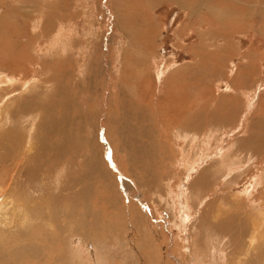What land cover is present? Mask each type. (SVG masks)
<instances>
[{"label": "rangeland", "instance_id": "obj_1", "mask_svg": "<svg viewBox=\"0 0 264 264\" xmlns=\"http://www.w3.org/2000/svg\"><path fill=\"white\" fill-rule=\"evenodd\" d=\"M263 2L0 0V79H18L8 99L0 89V105L8 104L13 120L22 115V135L34 124L42 143L48 119L30 121L42 108L51 107V120L66 117V130L78 135L57 165L37 161L46 197L68 195V185L86 194L69 260L233 264L243 247L231 245V236L264 229ZM87 141L99 149L89 152ZM130 145H141L143 155ZM92 160L100 176L87 168Z\"/></svg>", "mask_w": 264, "mask_h": 264}, {"label": "bare ground", "instance_id": "obj_2", "mask_svg": "<svg viewBox=\"0 0 264 264\" xmlns=\"http://www.w3.org/2000/svg\"><path fill=\"white\" fill-rule=\"evenodd\" d=\"M176 3H177V1H176ZM183 4H184V2H183ZM196 5H195V8H196ZM200 7H201V5H200ZM197 12H198V10H197ZM215 13H216V11H215ZM215 13L212 12V14H215ZM218 14H220V13H218V11H217V15ZM219 34H220V32H219ZM16 63H19V59H15L14 60V64H16ZM1 71H3V70H1ZM8 75H10V74H8ZM5 76H7V75H5ZM17 80L18 79L15 78V77H13V76H11V77L8 76L7 78L5 77L3 79H0V89L3 90V95H2V97H4L3 99H8L6 97L8 96V94H11V93H8V89L7 88H9L13 84L17 83L16 82ZM22 87L26 88V85L25 86L23 85ZM188 89H189V87H188ZM11 90L13 91V89H11ZM18 95H20V94H18ZM136 100L137 99H135V101ZM19 101H21V100H19ZM54 101H55V99H54ZM174 101H176V100H174ZM4 102H5V100H4ZM15 102H17V100ZM121 102L122 101H120V103ZM179 102H180V100H179ZM28 104H29V102H28ZM49 104L51 106L53 103L52 102H49ZM121 104H123V102ZM125 104L128 105L126 102H125ZM125 104H123V105H125ZM173 104H171V105L173 106ZM177 104L179 105V103H177ZM7 105L8 104H6V102L5 103H1V105H0V118L1 119L3 118L2 120L0 119V264H75L73 259H72L73 261L72 260H69L70 252H72L73 255H75V252H76V248L72 244H75L76 246H78L77 245L78 243H72V241L73 242L75 241V236L77 238V235H78L77 234V231L75 230L76 229V225L73 226V221L75 219V216L78 215V211H77L78 210V207L84 203L83 200L84 201L86 200V196H85L86 194H84V189H82L81 192H74L75 191V188H72L73 186L68 185V190H69L68 193H67L68 195H63L61 193L62 196H56V194H55L53 196V198L50 195H48L46 197V195H44L45 193H43L45 191V187H46V186L44 187V183H45V182H43L44 179L41 180L42 181L41 183L39 182L40 181V178H41V171H42V174H43V170H41L42 169L41 168L42 165H40L38 163L39 162L38 160H40V162H42L41 161V157L44 159V161L42 162L43 166H46V164L49 165V164H53V163L56 164L57 162H60L63 158H66L67 155H70V152H68L69 151L68 149H70V148L68 147L67 150H64V147L65 146L67 147V144H70L71 142L74 143L73 141H75V142L78 143V141H76V136H78V135H77L76 132H73L72 133V132H70V130L69 131L66 130L65 125H66V123H68V122H66V119L67 118L66 117L63 118V116L61 114H60L61 115L60 117H58V115H57V117L55 116L56 118L54 120H51V117H52V114H53V113H51L52 112L51 111V107H48L49 110L46 109V108L44 110L42 108V110H41L42 111L41 112L42 113V117H41V114L39 112V114H36L35 113L36 114L35 115V118H31L32 120H30L33 123L34 121L39 120L40 118L41 119L42 118H47L48 119V120H44V121L42 120V122H41V126L46 125V127L44 128L45 131L43 132V134L41 133L42 134L41 137L46 140V141H44V143H42V141L40 140V138H39V140H37L38 138L36 139L35 129H33L34 124H32V123H31L32 125H30V127L28 128V131H26V133H24V135H22V132L25 131V130L22 129V130H20L22 132H20L19 129H18L19 122H20V118L19 117H22V115L19 116L18 113L21 112V108L19 107L17 109L18 113L16 115H18V117L15 120H13L11 118V116H9L10 109H8V106ZM119 106H120V104H119ZM126 107L127 106H125L124 109ZM10 108H11V106H10ZM23 108H24V106H23ZM127 108H129V107H127ZM30 109L33 110L34 108L32 109V106H31ZM30 109H27L26 110V113ZM140 109H142V108H140ZM138 111L137 112L135 111V114L138 113ZM176 111H177V108H176ZM128 113H130V112H128ZM20 114H22V113H20ZM146 115H148V114H146ZM112 116H113V114H112ZM122 117H124V116H121V118ZM125 117H127V116H125ZM131 117H133V116H131ZM198 117H199V115H198ZM53 118H54V116H53ZM141 118H143V117L141 116ZM124 119H126V118H124ZM49 121H50V124H49ZM184 121L186 122L187 120H184ZM121 122L122 121H120V123ZM11 123H12V126L15 125L16 129H13V128L11 129V127H12V126L10 127ZM190 123H192V122H190ZM201 125H202V123H201ZM118 126H119V124H118ZM127 126L129 128V125H127ZM202 126H204V125H202ZM130 127H131V125H130ZM183 127H186V125L183 126ZM192 127L190 128V130L192 129ZM199 127H198V129H199ZM124 128L125 127L123 126L122 131L120 132V135L125 136V134L122 133L123 131H125ZM37 130H38V128H37ZM211 130H212V128H211ZM130 131H132V130H130ZM143 131H146V130H143ZM179 131H181V130L179 129ZM96 132H97V128H96ZM151 132H152V130H151ZM173 132H174V130H173ZM201 132H203V131H201ZM129 134H130V132H129ZM194 134H195V132H194ZM148 135H150V134H148ZM133 136H135V135H131L132 138H133ZM181 136H183V135H181ZM194 137L195 136H193L192 138H194ZM79 138L82 140L83 137L82 136L81 137L79 136ZM126 139H128V138H126ZM121 142H123V141H121ZM127 142H126V144L128 145L129 142L128 143ZM82 143H83V141H82ZM86 144L88 146V150L90 148L93 149L94 147H97L98 148V146L96 145L95 142L94 143H91V141H87ZM145 144H146V142H145ZM122 145H123V143H122ZM125 145H123V146H125ZM141 145H142V143H141ZM141 145H139V146L142 147L143 145L142 146ZM150 145L151 144H149L148 147ZM139 146L138 145L137 146L136 145H130L129 148H128V146H126V147L128 148V151H133L134 150L138 155H143L142 152H141V148ZM144 147H145V145H144ZM144 149H146V148H144ZM144 149H143V152H144ZM61 150H62V152H61ZM105 150H107V149H105ZM114 150L116 151L115 147H114ZM225 150H228V149H225ZM89 152H90V150H89ZM96 152H99V151L96 150ZM228 152L230 154L232 151L230 152L228 150ZM90 154H92V153H90ZM145 154H146V152H145ZM226 154H227V152H226ZM138 155H136V156H138ZM106 156H107V154H106ZM128 156L130 157L131 155H128ZM113 157H115V156H113ZM131 157L134 159L133 156H131ZM221 157H224V155L221 156ZM111 158H112V156H111ZM136 158H135V160H136ZM143 158H144V156H143ZM143 158L141 157V159H139V160L143 161ZM218 158L220 159V156ZM96 159H98V158H96ZM133 159L132 160L129 159V161H133ZM146 159H147V157H146ZM207 159H208V157H207ZM213 159H214V157H213ZM224 159L227 160L226 157ZM113 160H116V158L113 159ZM12 161H19L18 162V165H20V166H19L18 169H16V170H15V168H13L14 170L12 169V166H13L12 165ZM104 161H106V160H104ZM141 161H139V162H141ZM70 162H72V161H70ZM112 162H114V161H112ZM136 162H137V160H136ZM89 163H90L89 164L90 167L87 166V168H91L92 172H95V174L96 173L99 174V176H100V174H103L104 173V172L103 173L101 172V169H100L101 166H99L98 160H92V162H89ZM141 163L140 164L142 166L149 165V163L148 164H144V161L141 162ZM216 163H218V162L216 161ZM219 163L222 164V162H219ZM223 164H225V162H223ZM87 165H88V163H87ZM9 166H11V168ZM14 166H15V163H14ZM215 166H217V165H215ZM218 166H220V165H218ZM224 166H226V165H223V167ZM109 167H110V165H109ZM219 168H221V167H219ZM9 169H11V170H9ZM43 169H45V167H43ZM226 169H224V170H226ZM103 170H104V168H103ZM238 171H240V170L238 169ZM234 172H237V171H234ZM62 174H64V173H62ZM227 174L229 175V172ZM224 175H226V171H225ZM70 176L73 177L72 174H70L68 177H70ZM108 177H109V175H108ZM257 178H259V177H257ZM56 179H59V178H56ZM70 179H73V178H70ZM67 181H69L68 184H70L72 180H69L68 179ZM149 183L151 184L152 181H150ZM138 184H139V182H138ZM143 184H144V182H143ZM74 185H75V183H74ZM55 187H56V190L58 191L57 188H59V186L58 187L55 186ZM71 188H72V190L74 189V191H71L70 190ZM62 190H63V188H62ZM62 190H60V191H62ZM32 192H33V195H32ZM61 194H59V195H61ZM81 201H82V204H81ZM96 214H97V212H96ZM46 219L48 220V222H43V221H46ZM184 219L185 220H188L189 217H186ZM83 220H85V219H83ZM95 220H94V222H95ZM105 223H106V221H105ZM97 225H98V222H97ZM245 227H246V225H245ZM94 229H95V227H94ZM98 229H99V227H98ZM84 230L86 231L87 229H84ZM88 231H89V229H88ZM254 231H255V229H254ZM228 237H229V235H226L225 237H222L221 239H225V241H228ZM79 238L80 237H78V241L77 242H79ZM208 239L210 240L208 242H211V244L215 241V238L212 237V236H210ZM83 240H84V238H83ZM229 241H230V244L231 245L233 243H236L238 245V248L239 249L243 247V250H241V252L240 251L237 252L238 257H237V259H235L236 261L233 264H264V255H263L264 254V229H262V227L260 229H258L257 231L251 233V235L248 236V239H246V237H243V239H242V238H236V237H232L231 236V238H230ZM62 245H64V249L63 250H65V252H62V247H63ZM212 248H213V246H212ZM262 250H263V252H262ZM211 254H213V253H211ZM221 255L223 257L225 254H221ZM250 256H251V258H250ZM92 263L90 262L89 264H92ZM79 264H81V263H79Z\"/></svg>", "mask_w": 264, "mask_h": 264}]
</instances>
